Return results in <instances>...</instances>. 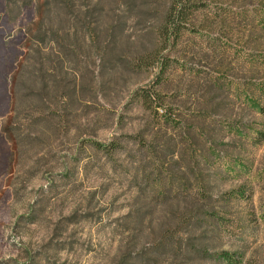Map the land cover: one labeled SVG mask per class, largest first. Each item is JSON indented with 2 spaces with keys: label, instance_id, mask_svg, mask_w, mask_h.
Instances as JSON below:
<instances>
[{
  "label": "rangeland",
  "instance_id": "374dc122",
  "mask_svg": "<svg viewBox=\"0 0 264 264\" xmlns=\"http://www.w3.org/2000/svg\"><path fill=\"white\" fill-rule=\"evenodd\" d=\"M6 2L0 0V264H122L127 254L153 240L162 223H169L172 207L146 199L154 192L149 188L139 195L135 162H141L145 149L134 143L136 138H121L125 149L111 160L92 143L138 137L151 118L133 101L132 92L151 86L156 73L100 68L95 58L81 67L72 65L83 91L65 117L70 133L37 124L27 131L37 140L12 148L1 124L10 112L11 76L25 53V28L35 9L26 8L19 16L15 8L10 20ZM258 2L245 11H254ZM227 25L184 41L180 54L185 61L173 63L166 101L185 118L196 109L199 86L216 81L222 87L215 100L218 111L209 121L220 140L214 152L216 184L221 192L243 188L245 196L229 204L221 244L244 253L243 264H264V96L257 89L264 81L259 45L264 40L249 42V30L240 20ZM126 35L137 41L141 34L131 23ZM219 50L224 52L219 55ZM168 135L178 140L175 132ZM137 212L146 216L144 222L133 219Z\"/></svg>",
  "mask_w": 264,
  "mask_h": 264
},
{
  "label": "trees",
  "instance_id": "16d2710c",
  "mask_svg": "<svg viewBox=\"0 0 264 264\" xmlns=\"http://www.w3.org/2000/svg\"><path fill=\"white\" fill-rule=\"evenodd\" d=\"M254 1L7 0L10 20L15 8L19 16L26 8L35 9V18L25 28V53L11 76L10 112L1 124L12 148L20 147L26 139L37 140V135L27 132L37 124L70 133L72 126L65 117L71 115V104L80 101L83 91L81 76L72 65L81 67L95 58L100 68L156 73L151 86L132 92L133 101L151 118L138 137L126 135L106 144L92 143L111 160L125 149L121 138L126 142L136 138L134 143L145 149L141 162H135L134 180L140 181L142 189L139 195L149 188L154 192L146 199L172 207L166 215L169 223H162L153 240L140 251L127 254L122 264H134L135 260L158 264L162 259L168 264H243L244 253L221 244L228 229L229 204L245 196L243 188L221 192L216 184L219 173L214 152L219 151L220 140L209 121L218 111L220 104L215 100L222 87L216 81L199 86L196 109L185 118L167 104L166 88L173 63L185 61L180 48L191 35L212 33L218 24L225 28L240 20L249 30V42L264 40V0H257L254 11H245ZM240 2L238 10L234 9ZM131 23L139 28L137 41L126 37ZM260 32L262 36L257 35ZM259 45L264 49V43ZM223 52L219 50V55ZM261 83L257 89L264 96V81ZM257 103L260 105L259 100ZM260 113L264 114V105ZM171 131L178 140L169 137ZM137 213L133 219L144 222L146 216Z\"/></svg>",
  "mask_w": 264,
  "mask_h": 264
}]
</instances>
